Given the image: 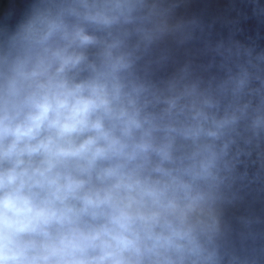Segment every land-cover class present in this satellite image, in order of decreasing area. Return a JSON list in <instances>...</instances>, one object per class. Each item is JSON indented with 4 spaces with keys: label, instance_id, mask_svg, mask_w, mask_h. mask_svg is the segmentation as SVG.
<instances>
[{
    "label": "clouds",
    "instance_id": "obj_1",
    "mask_svg": "<svg viewBox=\"0 0 264 264\" xmlns=\"http://www.w3.org/2000/svg\"><path fill=\"white\" fill-rule=\"evenodd\" d=\"M0 13V264H264V0Z\"/></svg>",
    "mask_w": 264,
    "mask_h": 264
},
{
    "label": "water",
    "instance_id": "obj_2",
    "mask_svg": "<svg viewBox=\"0 0 264 264\" xmlns=\"http://www.w3.org/2000/svg\"><path fill=\"white\" fill-rule=\"evenodd\" d=\"M27 2V0H17V6L19 8H22L24 4ZM224 0H221V3H223ZM14 21L8 20L5 18L3 13H0V25L5 24V23H12ZM250 27L254 29V24H250Z\"/></svg>",
    "mask_w": 264,
    "mask_h": 264
}]
</instances>
